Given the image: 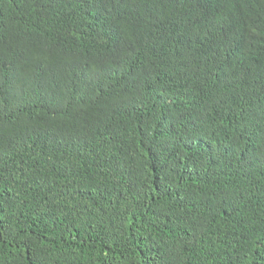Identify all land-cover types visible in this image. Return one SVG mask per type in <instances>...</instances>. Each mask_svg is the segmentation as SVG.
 <instances>
[{
	"label": "trees",
	"instance_id": "16d2710c",
	"mask_svg": "<svg viewBox=\"0 0 264 264\" xmlns=\"http://www.w3.org/2000/svg\"><path fill=\"white\" fill-rule=\"evenodd\" d=\"M0 264H264V0H0Z\"/></svg>",
	"mask_w": 264,
	"mask_h": 264
}]
</instances>
